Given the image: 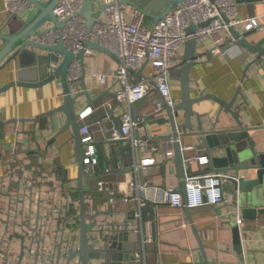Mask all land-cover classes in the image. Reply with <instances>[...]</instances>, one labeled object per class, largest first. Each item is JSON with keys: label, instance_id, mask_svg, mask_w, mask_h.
I'll list each match as a JSON object with an SVG mask.
<instances>
[{"label": "built area", "instance_id": "2783aa9c", "mask_svg": "<svg viewBox=\"0 0 264 264\" xmlns=\"http://www.w3.org/2000/svg\"><path fill=\"white\" fill-rule=\"evenodd\" d=\"M83 3L84 0H59L52 11L57 21L63 20L64 24L60 28H53L51 23L45 24L43 30L33 36V40L41 45L61 41L74 54L84 47L85 42H95L108 48L119 59L113 70L91 71L89 75L101 84H106L109 80L119 84L115 97L122 106L118 113L120 124L117 130L111 128L109 139L125 140L130 144L132 154L126 167L134 174V178L119 179L116 187L109 190L105 204L112 215L110 220L105 216H93L97 210L93 208L92 199L86 197L85 222L89 228L87 235L90 247L103 248L106 244H111V235L126 230L136 237L133 250L130 251V255L134 256L133 261L137 264H149V247L154 241L145 229L141 217V206L145 203L188 210L208 205L227 207L225 216L233 220L239 228L240 236L241 233L243 235L245 224L240 216L237 200L235 197L230 199L225 193V186L229 184L228 174H187L186 170L191 171L194 163L199 166L208 164L206 155L194 152L198 149L196 144H183L180 148L183 153H187L182 156L185 198L178 188L140 183L138 175L148 168L147 162L152 159L148 157L147 162L142 163V152L156 151L155 147L147 145L144 135L147 125L145 119L151 114L158 116L160 111L173 107L179 99L173 91L174 83L179 80L173 69L179 70L182 64L186 40L195 39L197 47L194 59L204 63L211 58L225 55V46L234 44L230 28L238 29L239 24L246 23L250 30L264 29V15L262 19L258 16L237 17L238 5L235 0H183L164 17L147 24L144 12L122 0H96L95 7L100 8V11L96 20L87 27L86 18L80 13ZM26 9H34L30 0H4L3 11L7 16L20 18ZM207 20H210L207 24L199 26ZM191 25L197 28L188 33L186 29ZM205 42L210 43L206 46ZM95 53L94 49L84 50V55ZM82 61L83 59L74 57L68 67L67 81L72 94H77L80 90V76L85 72ZM138 70H141V76L137 75ZM154 93L156 99L152 112L144 116L134 114V104L152 98ZM87 109L91 111V108ZM84 111L78 114L80 122L85 121ZM80 134L84 152V175L95 176L96 187L100 191L104 190L105 181L99 180L96 175L100 170V161L94 134L87 125L80 128ZM175 141L180 142L173 135L160 139L163 158L166 165L172 167V144ZM124 167L123 161H117L113 167L106 166L103 169L105 173H109ZM23 169L25 170L24 164L13 181L11 176L15 171L10 165L6 168L5 175L0 178V264H66L69 250H74L79 244V240L66 238L67 224L76 226L74 235L78 236L79 198L78 201L74 200L71 193L64 194V189L57 190L46 185L43 181L44 172L36 174L34 171L24 172ZM145 191L152 192L153 195L145 197ZM116 195L125 204L134 203V213L131 209L123 211V216L115 215L119 211L115 204ZM183 226L187 227V224ZM124 242L125 240L122 243ZM104 263L105 258L88 259V264ZM68 264H80L79 258H71Z\"/></svg>", "mask_w": 264, "mask_h": 264}, {"label": "crops", "instance_id": "0c3cea01", "mask_svg": "<svg viewBox=\"0 0 264 264\" xmlns=\"http://www.w3.org/2000/svg\"><path fill=\"white\" fill-rule=\"evenodd\" d=\"M237 5V17L258 16L260 19L263 18L264 1L242 2ZM3 9L4 0H0V31L8 32V29H12L18 24L19 18L7 16ZM34 12V9H26L20 18L27 21ZM151 22L153 19L146 17V23L150 24ZM237 28H240L242 32L249 31L247 38L252 42H257L259 38L264 36V29L250 30L246 23L239 24ZM209 43L205 42V45L208 46ZM230 45L225 46V55L211 58L204 63L197 62L193 66L191 71L193 95L209 92L230 100L236 88L241 85V94L238 95L236 105L241 110L243 124L252 127L259 126L264 121V73L260 71V73L255 74L253 71H247V77L242 81V71L250 59V54L240 44ZM82 62L85 70L84 81L90 96H101L99 101L93 105H88L86 99L82 97L80 112L86 111L84 119L93 120L100 112L108 108H115L114 115L116 118L119 117L118 113L122 110V106L118 105V101L113 97L119 84L111 83L110 80L106 84H101L99 80L93 79L89 75L91 71L109 72L116 67L118 62L100 50H97L93 55L85 54ZM17 69V60H15L9 67L0 71V87L16 77ZM173 73L175 76H179L177 68L173 69ZM176 83L173 85V91L174 95L179 98ZM61 89V84L56 81L34 88L10 87V89L0 93V120L3 122V125L0 126V178L5 175L6 168L11 165L15 171L14 175L11 176L14 181L18 177L19 168L24 164L25 170L29 172L34 171L36 174L41 173V171L44 172L43 181L46 185L53 186L57 190L62 188L64 194L71 193L74 200L78 201L76 158L71 145L65 143L70 134L68 130H64L63 133L58 132L64 117L61 114L56 115L58 120L53 127L50 117L44 115L62 103ZM155 99L156 94L154 93L152 98L136 102L133 113L140 116L150 114ZM202 106L213 107L209 118L212 122H215L217 118L219 119L217 128L234 125L227 112L223 111L220 115L217 114V105L212 100H206ZM88 107L91 108L90 112L87 111ZM35 116L39 117L36 124L29 120ZM14 118L27 119L28 121H12ZM113 121L109 117L103 119L106 130L113 127ZM145 121L147 125L144 135L147 138V145L155 147L157 150L142 152V163H146L148 157H152V159L147 162L148 168L138 175L139 181L141 177L146 185L178 188L180 179L177 176L175 164L173 167L166 165L160 143L162 137L172 133L166 108L160 111L158 116L151 114ZM34 129L35 131L32 132ZM90 130L94 134L95 147L100 161V170L97 171L96 175L99 180L105 181V189L100 191L96 187L97 179L95 176L84 175L83 185L87 190L86 197L91 198L93 202L96 201L95 210L102 212L98 218L105 216L110 220L112 215L108 212V206L105 204L109 190L116 187V182L119 179L130 180L134 178V174L126 167L128 153H121L120 151H117L116 158L117 161H123L124 169L105 173L104 167L114 166L113 156L108 145L101 142L104 140V133H102L100 125L98 123L92 124ZM251 135L255 140L256 149L258 151L264 150V143L262 142L264 129L252 130ZM48 141H50L49 144ZM197 141V136L184 138L185 145L196 144ZM194 152L205 155L202 148H198ZM172 160L174 162V157ZM192 166L191 171L190 169L186 170L188 175L190 173L212 172L209 164L199 166L194 163ZM25 170L23 169L24 172ZM145 192V197L153 195L152 192ZM225 193L230 199L234 198L229 184L225 186ZM119 195H116L115 204L120 212L118 211L115 215L123 216V211L131 210L135 206L131 202L128 204L129 206H123ZM155 208L158 220L157 240L150 244L149 264H204L203 255H201L197 240L190 229L189 221L185 219V208L170 209L164 205H156ZM226 210L227 207L211 205L190 209L191 217L200 232V237H202L208 261L211 264H215L217 261L220 264H244L245 262L247 264H264V213H261L256 220L242 218L245 225L243 235L241 233L243 236L242 253L239 254L233 248L231 228L234 224L231 218L225 216ZM184 224H187V227H184ZM146 229L149 233L151 232L150 222L146 223Z\"/></svg>", "mask_w": 264, "mask_h": 264}, {"label": "water", "instance_id": "95a60500", "mask_svg": "<svg viewBox=\"0 0 264 264\" xmlns=\"http://www.w3.org/2000/svg\"><path fill=\"white\" fill-rule=\"evenodd\" d=\"M129 6H134L140 9L148 18L157 21L164 17L167 12L175 5L181 3L183 0H122ZM236 3H252L264 0H235ZM34 7L33 16L24 21L19 18L18 24L8 29V32L0 31V71L9 67L17 60L18 69L16 70V77L7 84L0 87V93L4 92L10 87H41L46 83L58 81L61 84V99L62 103L54 109L46 112L54 123L58 118L56 115H63L64 121L61 123L59 133L68 130L70 134L65 143H69L76 158L75 163L78 169L76 178V186L78 187L79 195V232H78V247L70 249L66 258V264L69 263L73 257H78L80 264H88V259H103L104 264H137L133 261V255L130 251L133 250V242L136 237L126 230H122L110 236L111 244H106L103 248H92L88 240L87 222H85L86 213V193L87 190L83 185V142H81L80 128L87 125L90 130V125L98 123L104 133V140L102 143L108 145V149L113 156L114 163L117 162L116 153H128V159L131 157L132 150L130 144L125 140L112 141L109 139V134L112 129L106 130L103 119L109 117L113 121V129H119V117L114 115L115 108H108L100 112L93 120H85L80 122L78 120L81 110V99H86L88 105H93L98 102V97H91L85 81V72L80 76L79 93L72 94L67 81V73L70 61L76 57L79 60L83 59L84 50L86 48L100 50L111 56L116 62L119 59L108 48L99 43L87 41L84 47L76 54L67 49L61 41L55 44H38L33 40V36L43 30L45 24L51 23L53 28H60L64 21L58 22L53 8L59 0H30ZM96 0H84L80 9V13L86 18V26L89 27L95 20L100 11V8L95 7ZM210 20L203 22L199 26L207 24ZM197 26L191 25L186 31L193 32ZM230 34L237 45L243 46L249 52V61L244 66L242 71V81L247 77V71H253L255 74L263 71L264 73V36L259 38L257 42L250 41L247 36L250 33L242 32L240 29L230 28ZM233 45V44H232ZM231 46V45H229ZM197 42L194 38L186 40L182 54V64L179 67L178 90L179 99L173 107H167L168 120L171 125V135L179 138L172 144L174 150V164L177 170V176L180 179L178 190L185 198V170L182 163V156L187 155L182 152L181 145L184 144V138L188 136H197V148H202L208 157V164L212 172H221L228 174V183L237 200L241 218L246 220H256L257 217L264 213V150L258 151L255 147V140L251 135L252 130L264 129V121L259 126H246L241 119L242 113L240 108H237L236 102L238 95L241 94V85L235 90L234 95L230 100H226L209 92L193 95V87L191 78V71L193 66L197 63L194 59ZM137 75L141 76V70L137 71ZM115 97V93L113 94ZM116 98V97H115ZM206 100H212L217 105V114L220 115L223 111L227 112L232 118L234 125L217 128L219 119L212 122L209 118L210 111L213 107H204L202 103ZM118 105H121L118 102ZM199 106L198 108H195ZM39 117L35 116L32 119L35 124ZM21 122L28 121L27 119H12V121ZM3 122L0 120V126ZM32 130V132H34ZM53 140V139H52ZM54 141V140H53ZM264 143V139L262 140ZM50 141H48V144ZM157 150V149H155ZM143 180L140 177V183ZM144 197V195H142ZM185 219L189 221L190 229L193 236L196 238L198 248L203 255V263L211 264L205 254L204 244L200 232L196 227L194 220L191 217V212L187 208ZM134 213V210L131 211ZM102 212H96L93 216L101 215ZM141 217L145 223L151 224V238L156 242L157 238V215L155 206L145 203L141 206ZM133 217L131 216L130 219ZM234 224V223H233ZM233 248L237 253H242L241 236L237 225H233ZM147 230V229H146ZM129 241L127 242V240ZM125 240L124 243H122ZM127 242V243H126ZM125 260V261H124Z\"/></svg>", "mask_w": 264, "mask_h": 264}, {"label": "rangeland", "instance_id": "374dc122", "mask_svg": "<svg viewBox=\"0 0 264 264\" xmlns=\"http://www.w3.org/2000/svg\"><path fill=\"white\" fill-rule=\"evenodd\" d=\"M176 85H178V83H176ZM96 201L94 200V206L93 208L96 206ZM123 206L127 207L129 206L128 204H124L122 203ZM69 217L71 218V215H69ZM68 228H67V232H66V238L71 237L73 240L78 241V236L74 235V231L76 229L75 225H71V224H67Z\"/></svg>", "mask_w": 264, "mask_h": 264}]
</instances>
